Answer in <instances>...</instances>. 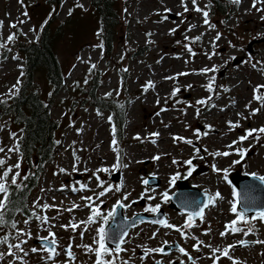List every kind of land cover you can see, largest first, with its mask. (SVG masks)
I'll use <instances>...</instances> for the list:
<instances>
[{
  "label": "rangeland",
  "instance_id": "374dc122",
  "mask_svg": "<svg viewBox=\"0 0 264 264\" xmlns=\"http://www.w3.org/2000/svg\"><path fill=\"white\" fill-rule=\"evenodd\" d=\"M62 1V8L54 15L55 21L73 17L57 46L68 87H73L78 79L85 80L88 70L97 65L102 76L99 95L126 96L124 123L118 133H113L115 126L110 112L100 114L94 106L84 105L78 98L76 103L72 102L70 90L55 98L52 116L61 121L56 134L60 146L54 162L47 166L33 192L30 208L36 218L27 223L21 218L17 221L10 243L0 246V253L5 254L0 264H95L96 255L81 245L98 248L97 229L106 225L99 218L92 224H80L91 216L90 208L85 207L91 202L82 199L88 196L95 202L93 207L98 205L104 216L115 211L118 202L124 205V214L129 218L140 212L151 214L149 209L159 205L166 222L174 226L139 222L121 247L123 251L113 253L120 264L125 261L127 264H156L157 261L161 264H233V261L264 264V244L239 246L238 243L264 240V221L258 217L253 219L256 230L247 235L232 233L226 227L236 219L230 211L237 199L230 173L240 171L264 176V133L257 132L244 141L239 140L249 129L264 127V103L254 99V89L264 85V40L253 44L252 51H248L250 41L264 39V12L257 11V8L264 9V4L253 8V0H241L225 25L209 16V24H205L202 13L194 10L192 0H185L187 12L181 0H118L125 24L118 28L113 56L106 57L96 37L97 22L88 12L91 0ZM196 6L208 11L206 0H197ZM52 12L53 7L44 0H23L22 4L19 0H0L1 43L12 47L3 59L0 56V100L11 97L23 81V62L17 49L9 44L8 36L20 32L23 37L34 40L39 22ZM13 23L17 27H10ZM218 34L220 38L216 39ZM205 68L215 70L205 73L202 71ZM149 83L154 87H148ZM35 88L49 89L41 75L36 79ZM259 94H264V88H260ZM255 109L259 111L253 114ZM9 119L5 116L0 120V147L4 148L0 159L6 162L0 167V174L12 167L7 182L23 167L20 152L9 151L16 147L20 137L18 128ZM161 132H168L170 139L159 149L150 139L153 140V133H159L157 138ZM113 139L118 142L119 161L113 150ZM236 149L247 150L246 155L241 157ZM216 152L230 155L216 156ZM190 159L192 165L185 163ZM237 160L241 162L234 163ZM17 164L19 168L13 167ZM117 164L120 166L116 167ZM213 165L222 171L214 170ZM196 167L205 170L194 174ZM116 172L119 176L114 178L119 177L118 182L112 178ZM150 175L159 180L158 187L144 183ZM174 176L177 178L173 183ZM178 180L211 196L220 193L215 205L208 208L203 219L193 220L191 228L186 227L189 215L169 204L170 197L178 190L175 184ZM101 183L103 188L99 186ZM80 185L87 187L80 189ZM107 188L111 191L97 198L96 194ZM44 205L50 207L44 208ZM40 217H46L48 222L44 223ZM74 223L80 224L75 230L70 226L61 227ZM223 232L228 234L221 236ZM42 237L55 239L59 254L54 259H49L50 253L37 242ZM175 242L187 256L178 249L171 253L146 251ZM16 244L24 251L9 248ZM197 244L199 251L194 247ZM233 244L236 246L229 250L233 259L223 256V250ZM32 248L38 250L32 252ZM215 248L221 251L213 254ZM69 249L72 258L66 254ZM9 252L15 255H8ZM105 259L112 257L105 256Z\"/></svg>",
  "mask_w": 264,
  "mask_h": 264
},
{
  "label": "trees",
  "instance_id": "16d2710c",
  "mask_svg": "<svg viewBox=\"0 0 264 264\" xmlns=\"http://www.w3.org/2000/svg\"><path fill=\"white\" fill-rule=\"evenodd\" d=\"M206 1L208 16L216 17V20L222 21L225 25L231 13L237 8L230 0ZM44 2L53 7V12L39 22L35 39L30 40L23 37L20 32H15L16 39L9 43L17 49L23 62V81L18 87V92L15 91L11 97L0 100L7 102L6 104L0 103V120L9 116V122L13 123L20 132L16 146L18 144L23 166L18 172L19 176H16V184L7 182L9 193L5 219L16 223V228H12L10 224L0 226V239L7 237V245L16 232L17 221L20 218L26 221L36 218L30 208L31 196L37 189L47 166L54 162L55 154L60 146L56 134L60 129L61 121L55 120L52 116L55 98L63 91L70 90L72 102L76 103L78 98L83 101L84 105L94 106L100 114L104 111L110 112L117 133L124 123L128 104L124 94L118 98L110 93L99 95L102 76L97 65L88 70L85 80L78 79L73 87H68L67 77L57 53V46L65 35L68 25L70 27L73 17L70 20L56 22L54 15L62 8L64 2L62 0H44ZM119 8L118 0H91L88 10L97 22L96 37L106 57L113 56L118 28L125 24ZM228 29L233 31L231 27ZM1 42L2 37H0ZM11 48L8 44L0 48L2 59L11 52ZM39 75L46 81L49 86L48 90L39 91L35 88ZM76 92L77 94L73 95ZM251 226H254L256 230L252 220ZM237 227L247 231L249 225L240 222ZM2 245L4 244H0ZM116 264H120L118 259H116Z\"/></svg>",
  "mask_w": 264,
  "mask_h": 264
},
{
  "label": "snow or ice",
  "instance_id": "6c2138e0",
  "mask_svg": "<svg viewBox=\"0 0 264 264\" xmlns=\"http://www.w3.org/2000/svg\"><path fill=\"white\" fill-rule=\"evenodd\" d=\"M19 2L22 4L23 3V0H19ZM230 2L232 4H235L237 7L240 5L241 3V0H230ZM181 3L184 7V10L185 12L188 11V7H187V4L185 2V0H181ZM192 3L193 5L195 6L194 7V10L197 11V12H201L203 17H204V23L205 24H209V20H208V11L204 10V9H201L199 6H196V3H197V0H192ZM257 4H264V0H253V3H252V7L253 8H256ZM78 7H83V5H77ZM166 11H171L170 9H166ZM257 11H261V12H264V9L262 8H257ZM69 14H71V10L69 11ZM23 15L27 16V12H24ZM178 15H182V14H179ZM165 19H167V17H165ZM262 19H264V17H262ZM20 23H23V21H20ZM211 27H215L214 25H210ZM10 27H17V24L13 23L10 25ZM195 27V26H193ZM3 28V21H0V29ZM34 31V30H33ZM172 31H175V29H173ZM219 34L217 35L216 39H219ZM16 39V34L15 33H12L8 36V41L11 42V41H14ZM196 39H200V37H196ZM3 47H6L5 44L3 43H0V48H3ZM190 52H191V48L188 49ZM92 67H95V65H92ZM253 67H255V65H253ZM215 69H203L202 71L207 73L208 71H214ZM19 83V81H18ZM15 87V86H14ZM148 87H154V85H152L151 83H149ZM208 90L211 91L212 90V87H211V84H209L208 86ZM260 88H264V85H261V86H258L256 89H254V99L258 100V101H261L262 103H264V94H259L260 93ZM16 91L18 92L19 89L17 88ZM175 91H178L175 90ZM175 91L173 93V95H175ZM0 103H3V104H6L7 102L6 101H0ZM201 104L203 103H206V101H200ZM259 109H255L253 110V114H255L256 112H258ZM229 124L231 125V122H229ZM235 126H238V125H233V127ZM210 127V126H209ZM257 132H260V133H264V127L260 128V129H249L247 131V135L245 136H241L239 138L240 141H244L246 139H248V137L250 136H253L254 133H257ZM113 133H115V128H113ZM205 135L207 133H204ZM153 136H158L159 133H153L152 134ZM13 138L15 137V134L13 133L12 134ZM255 139L259 140V136H255L254 137ZM136 139H140L139 136L136 137ZM174 139H183V138H174ZM187 143L191 144L192 142L191 141H186ZM153 143H155V141H153ZM235 143V142H234ZM112 145H113V150L117 152V158H118V161L120 159V150H119V147H118V142L113 139L112 141ZM229 147H232V145H229ZM19 150V147H18V144L15 148L13 149H9V151H18ZM4 151V148L3 147H0V152H3ZM200 150L197 148L196 149V152H199ZM237 152V154H239L241 157H243L244 155H246V152L247 150H241V149H236L235 150ZM214 155L216 156H228L230 155L229 152H216L214 153ZM154 159H159V157H154ZM241 161L237 160L235 161L234 163H240ZM6 162L2 159H0V167H2ZM173 163H177V161L173 160ZM185 163H187L188 165H192V160H188L186 161ZM120 165L117 164L116 167H119ZM123 166H127V165H123ZM13 167H16V168H19V164L13 166ZM213 168L214 170L216 171H222L220 169H217L215 167V165H213ZM61 171H65V170H61ZM101 171H107V169H102ZM226 172V170H223ZM12 172V167H9L7 168L2 174H0V194L3 195V198L0 199V226H5V225H9L12 227V228H16V223L14 221H9L7 219H5V209L7 208V205H8V193H9V186L7 184V177L9 176V174ZM188 175H191V171L188 172ZM255 179H257L258 181L260 182H264V176H257L255 173H252L251 174ZM16 176H19V173L17 172L15 176H13V179L11 181V183L13 185L16 184ZM98 178V177H97ZM176 176L172 177V182L174 183L175 180H176ZM225 179H227V175H225ZM144 183H147V181H144ZM101 188H103V184L101 183L99 185ZM87 185H80V189H84L86 188ZM74 191H77L79 189H73ZM117 191H119L120 189L117 188L116 189ZM108 191H111V188H107V189H104V191H101L99 193H97V198L101 197V196H104L106 194V192ZM234 196L237 197V199L232 202L231 204V208H230V211L235 214L236 216V219H234L233 221L230 222L229 225H226V227L232 232V233H237V232H243L245 235L249 234V233H252L253 231H255L254 229V226H251V220L253 219H256L257 217L261 220V221H264V206H261L260 207V210L257 211V206H256V202L254 200H246V201H241L239 199V196H240V193L238 192H234ZM154 198V197H152ZM164 198L167 199V193L164 194ZM220 198V193L217 192L215 194V196H209L208 197V200H207V204H204L203 207H207L209 205L211 206H214L215 205V201L217 199ZM82 199H85L86 201H89L91 203L89 204H86L85 207H88L90 208L91 210V216L89 217V219L87 221H81L80 224H92V223H95L97 221V218H99L100 220H102L103 224L104 225H108L109 223V220L110 219H114L115 218V211H112V212H109L107 214V216H104L102 215V213L100 212V209H99V206H95L93 207L94 205V201H93V198L91 196H88V197H82ZM124 199H127V196L124 197ZM238 205H239V208H238ZM118 206L119 207H124V205L122 203H119L118 202ZM44 208H48L50 207L49 205H44L43 206ZM74 207H80L79 205H75ZM203 207H199L197 210H195L193 212V214H191L188 218V223L186 225V227L188 228H191L193 226V216H199L201 219H203ZM159 208L160 206L159 205H156L154 208H150L149 211H152V212H158L159 211ZM69 211H71V209H68ZM249 212H252L253 215L251 218H248L247 217V213ZM40 219L43 220L44 223H47V218L46 217H40ZM143 222V221H141ZM240 222H243L244 224L246 225H249V227L247 228V231H245L244 228H241V227H237V224L240 223ZM25 223H27V221H25ZM153 223H159V224H163L165 227H174L173 225L171 224H168L166 222V220H157V221H153ZM80 224H71V225H61V227H64L65 229H67L69 226L75 230L77 229ZM119 227V226H118ZM85 231L87 229H84ZM177 231H180V229H177ZM97 234H98V239H96V243L99 245L98 248H92L91 246L89 245H81L82 247H84L88 252H93L97 259L95 261V264H116V259L117 257L113 256V253H119L120 251H123V249H121L119 247V245L121 243L124 242V238L126 237L127 235V230L126 229H123L117 233H114V234H109L108 232H106L105 230V227H100L97 229ZM207 234V233H206ZM228 232H223L221 233V236H225L227 235ZM53 237L55 236L54 233L51 234ZM83 236V233H81V237ZM42 241H47V244L44 245V250L48 251L50 253L49 255V259H54V257L56 255H58L59 253L56 252V241L55 239H51L49 240L47 237H42L40 238ZM114 241L115 244H116V247L115 248H108L107 247V244H106V241ZM8 242L7 240V237L3 238V239H0V244H6ZM201 244L203 243V241L200 242ZM238 243L244 245V246H247V242L245 241H239ZM252 243H259V244H264V240H256V241H253ZM236 245L233 244V245H230L228 249H224L223 250V256L225 257H228L229 259H233L230 255H229V250L231 248H234ZM12 247H15L17 248L19 251L23 252L24 249L21 248L20 244H16V245H9V248H12ZM194 247H196V250L199 251L200 248H199V244L195 245ZM210 247V246H209ZM38 249L37 248H32L31 251L32 252H36ZM181 253H183L184 255H188V253L183 249V248H180L178 249ZM147 252H160V253H163L164 252V249L163 248H158V249H148L146 250ZM213 251V254H215L216 252H220L221 249L219 248H215V249H212ZM67 256L69 258H72L73 257V253L71 252V250L69 249L67 251ZM5 254L4 253H0V259L3 258ZM8 255H15V253H12V252H9ZM25 255H27V253L25 252ZM105 256H109V257H112V259H105ZM19 258V257H17ZM189 259H191V257L189 256ZM218 259V258H217ZM122 264H127V262H122ZM157 264H160L159 261H157ZM193 264H195V262H193ZM233 264H239L238 261H233Z\"/></svg>",
  "mask_w": 264,
  "mask_h": 264
},
{
  "label": "water",
  "instance_id": "95a60500",
  "mask_svg": "<svg viewBox=\"0 0 264 264\" xmlns=\"http://www.w3.org/2000/svg\"><path fill=\"white\" fill-rule=\"evenodd\" d=\"M262 40L264 39L261 38L250 41L248 43V51L251 52L253 44L260 42ZM237 62L238 60H235V63ZM203 171L204 170L201 167H199L195 170L194 173L198 174ZM115 175L119 176V172L112 174V178H114ZM229 179L235 186L236 191L240 193L239 199L241 201H246L249 199L254 200L256 202L257 211L260 210L261 206H264V182H260L257 179H255L252 175L245 174L240 171H234L230 173ZM119 180H120L119 177L117 179L114 178V181L116 182H118ZM146 184L148 186L158 187L160 185V182L155 176L150 175L147 179ZM176 185L178 186V190L170 198L171 208L178 210L179 212L182 213H189L191 215L199 207H203L204 204H207V200L210 195L206 191H203L197 188L196 186H189V184L186 181H182V180L176 182ZM205 209L206 207H203V214L205 212ZM115 213H116L115 218L111 219L108 225L105 226L106 232H108L110 235L117 233L123 229L127 230V235H128L131 228L135 227L137 223L141 221L153 222L157 220H165V213L163 209H159V211L156 212L154 216L148 215L145 212H140L135 214L133 217L128 218L124 214L123 207H119L117 205L115 209ZM252 215H253L252 212L247 213V217H252ZM197 218L200 217L193 216V219H197ZM37 242L42 246L47 244V241H42L41 239L38 240ZM245 242H247V245L253 244L252 241L249 240ZM106 244L108 248L116 247L115 242L111 240L106 241ZM121 245L122 243L119 245V247H121ZM239 246H244V245L240 244ZM177 248H179V244L177 243L174 245H166V248H164V252L171 253ZM178 264H183V263H178Z\"/></svg>",
  "mask_w": 264,
  "mask_h": 264
},
{
  "label": "bare ground",
  "instance_id": "6f19581e",
  "mask_svg": "<svg viewBox=\"0 0 264 264\" xmlns=\"http://www.w3.org/2000/svg\"><path fill=\"white\" fill-rule=\"evenodd\" d=\"M194 26H196V24H194ZM163 119H165V117H163ZM158 120H159V118L156 119V121H158ZM154 138H155V136H154ZM154 138H153V140L150 139L151 141L148 138L145 140H149L151 142V144H153V146L161 149L166 144V142L170 139V136L168 135V132H161L159 137H157L155 139ZM153 141H155V143H153Z\"/></svg>",
  "mask_w": 264,
  "mask_h": 264
},
{
  "label": "flooded vegetation",
  "instance_id": "af4514ba",
  "mask_svg": "<svg viewBox=\"0 0 264 264\" xmlns=\"http://www.w3.org/2000/svg\"><path fill=\"white\" fill-rule=\"evenodd\" d=\"M255 44H256V43H255ZM209 207H211V206H208V208H209ZM208 208H206L205 212L208 210ZM155 213H156V212H155ZM155 213L153 212V213H151V214H149V213H148V214L151 215V216H154ZM188 218H189V217H188ZM152 223H153V222H152ZM153 224H155V223H153ZM163 226H164V225H163ZM174 264H177V263L175 262Z\"/></svg>",
  "mask_w": 264,
  "mask_h": 264
}]
</instances>
